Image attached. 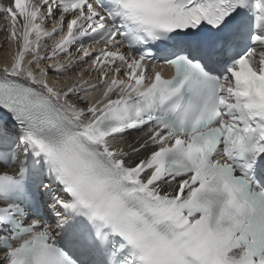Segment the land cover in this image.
<instances>
[{
    "label": "snow or ice",
    "instance_id": "snow-or-ice-1",
    "mask_svg": "<svg viewBox=\"0 0 264 264\" xmlns=\"http://www.w3.org/2000/svg\"><path fill=\"white\" fill-rule=\"evenodd\" d=\"M0 16V264H264V0Z\"/></svg>",
    "mask_w": 264,
    "mask_h": 264
},
{
    "label": "bare ground",
    "instance_id": "bare-ground-1",
    "mask_svg": "<svg viewBox=\"0 0 264 264\" xmlns=\"http://www.w3.org/2000/svg\"><path fill=\"white\" fill-rule=\"evenodd\" d=\"M7 25V24H6ZM6 25H2L0 24V42L3 40L2 38H4L5 40L6 37H5V33L3 31V28L6 26ZM34 38V37H33ZM17 47L15 44L13 43H10L8 40H7V47L4 48L3 50H0V65L3 64L5 65L6 63L10 64L11 61H12V57H13V53H10L11 50H15ZM16 51V50H15ZM17 52V51H16ZM96 95H98V93H96Z\"/></svg>",
    "mask_w": 264,
    "mask_h": 264
},
{
    "label": "rangeland",
    "instance_id": "rangeland-1",
    "mask_svg": "<svg viewBox=\"0 0 264 264\" xmlns=\"http://www.w3.org/2000/svg\"><path fill=\"white\" fill-rule=\"evenodd\" d=\"M0 24H4V25H6V23L5 22H3V21H0ZM4 41H7V40H5L4 38H2ZM7 47V44H6V42H5V44H4V42H0V50H3L4 48H6ZM17 51V50H16ZM16 51H12V53H13V55H15L16 54ZM1 53V52H0Z\"/></svg>",
    "mask_w": 264,
    "mask_h": 264
}]
</instances>
